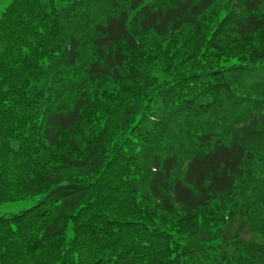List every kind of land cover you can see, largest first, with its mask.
Returning a JSON list of instances; mask_svg holds the SVG:
<instances>
[{
	"label": "trees",
	"instance_id": "trees-1",
	"mask_svg": "<svg viewBox=\"0 0 264 264\" xmlns=\"http://www.w3.org/2000/svg\"><path fill=\"white\" fill-rule=\"evenodd\" d=\"M263 65L264 0H12L0 264H264Z\"/></svg>",
	"mask_w": 264,
	"mask_h": 264
},
{
	"label": "rangeland",
	"instance_id": "rangeland-1",
	"mask_svg": "<svg viewBox=\"0 0 264 264\" xmlns=\"http://www.w3.org/2000/svg\"><path fill=\"white\" fill-rule=\"evenodd\" d=\"M12 0H0V14L6 9ZM43 194L34 195L25 199L16 201H7L0 204V214L2 213H19L25 209L39 203Z\"/></svg>",
	"mask_w": 264,
	"mask_h": 264
},
{
	"label": "snow or ice",
	"instance_id": "snow-or-ice-1",
	"mask_svg": "<svg viewBox=\"0 0 264 264\" xmlns=\"http://www.w3.org/2000/svg\"><path fill=\"white\" fill-rule=\"evenodd\" d=\"M216 163H219V160L216 161ZM201 172L203 173H207V168H203V169H194V175H198L200 174Z\"/></svg>",
	"mask_w": 264,
	"mask_h": 264
}]
</instances>
